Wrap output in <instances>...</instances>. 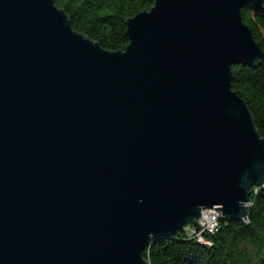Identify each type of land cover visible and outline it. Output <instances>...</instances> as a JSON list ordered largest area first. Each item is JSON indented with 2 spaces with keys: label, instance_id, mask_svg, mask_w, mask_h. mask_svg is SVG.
<instances>
[{
  "label": "water",
  "instance_id": "95a60500",
  "mask_svg": "<svg viewBox=\"0 0 264 264\" xmlns=\"http://www.w3.org/2000/svg\"><path fill=\"white\" fill-rule=\"evenodd\" d=\"M261 1L153 0L108 51L53 0H0V264H148L205 209L245 219L264 137L230 81Z\"/></svg>",
  "mask_w": 264,
  "mask_h": 264
},
{
  "label": "trees",
  "instance_id": "16d2710c",
  "mask_svg": "<svg viewBox=\"0 0 264 264\" xmlns=\"http://www.w3.org/2000/svg\"><path fill=\"white\" fill-rule=\"evenodd\" d=\"M66 13L72 29L108 51L124 50L129 40L125 21L150 10L153 0H53ZM262 58L255 67H232L231 88L246 103L258 133L264 137V0L241 9ZM243 220L219 218L218 230L201 244L179 229L153 239L143 251L148 264H264V188L250 197Z\"/></svg>",
  "mask_w": 264,
  "mask_h": 264
},
{
  "label": "built area",
  "instance_id": "2783aa9c",
  "mask_svg": "<svg viewBox=\"0 0 264 264\" xmlns=\"http://www.w3.org/2000/svg\"><path fill=\"white\" fill-rule=\"evenodd\" d=\"M256 191L257 188H255ZM219 218L221 215L215 209H205L201 212L196 225L187 230V234H195L197 240L207 241L204 234H214L218 230Z\"/></svg>",
  "mask_w": 264,
  "mask_h": 264
},
{
  "label": "bare ground",
  "instance_id": "6f19581e",
  "mask_svg": "<svg viewBox=\"0 0 264 264\" xmlns=\"http://www.w3.org/2000/svg\"><path fill=\"white\" fill-rule=\"evenodd\" d=\"M222 217V216H221ZM186 235H187V237H189V238H194V239H196L197 240V235H195V234H187V231H186ZM199 243H201V244H210L208 241H202V240H197Z\"/></svg>",
  "mask_w": 264,
  "mask_h": 264
}]
</instances>
